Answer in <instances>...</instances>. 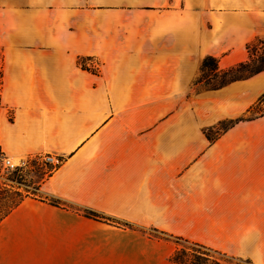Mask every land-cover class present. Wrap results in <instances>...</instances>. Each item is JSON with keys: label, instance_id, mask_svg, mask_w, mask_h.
Wrapping results in <instances>:
<instances>
[{"label": "crops", "instance_id": "0c3cea01", "mask_svg": "<svg viewBox=\"0 0 264 264\" xmlns=\"http://www.w3.org/2000/svg\"><path fill=\"white\" fill-rule=\"evenodd\" d=\"M259 40L264 0H0V159L60 160L0 264H172L178 238L264 264V72L199 83Z\"/></svg>", "mask_w": 264, "mask_h": 264}, {"label": "trees", "instance_id": "16d2710c", "mask_svg": "<svg viewBox=\"0 0 264 264\" xmlns=\"http://www.w3.org/2000/svg\"><path fill=\"white\" fill-rule=\"evenodd\" d=\"M247 50L250 55V58L247 62L241 63L238 66L224 72L218 71V64L216 59L207 57L202 65V75L199 79V83L204 82L206 85H209L213 89H219L234 81L243 80L264 72V40H259L257 43L249 45L247 47ZM241 120L242 119H238L236 121L220 123V130L218 133L226 131ZM209 133L210 132H208L207 134L208 136L210 135ZM2 196L3 195H1L0 193V199H2ZM22 200L23 198H20V200L16 204L20 203ZM50 203L55 206L59 205V203L55 200H51ZM7 214L8 211H6L5 214H2V211H0V218L2 219ZM84 215L95 220L115 222L110 218L100 216L91 211H85ZM154 233H156L155 236L159 234L157 230H155ZM175 241L176 244L181 247L172 256V264H233V261L235 259H238L222 253H218L216 251H212L211 249H208L197 243H191L179 238ZM211 253L217 254L221 257H215Z\"/></svg>", "mask_w": 264, "mask_h": 264}, {"label": "rangeland", "instance_id": "374dc122", "mask_svg": "<svg viewBox=\"0 0 264 264\" xmlns=\"http://www.w3.org/2000/svg\"><path fill=\"white\" fill-rule=\"evenodd\" d=\"M260 116H264V107L262 106L256 108L251 112V117H260ZM217 128L220 130L219 125H217ZM216 132L219 131L217 130ZM216 132H214V135L216 134ZM214 135H210L209 137L213 136L214 138H216V136ZM1 164H2V160L0 159V191H1L0 193L1 195H3L2 199L4 200L3 203L1 204L2 211H8L9 208L13 207L20 200V198L35 196L38 194L37 193L38 184L47 176L43 171V169H36L35 172L30 173L29 175H26L23 178H20L16 174L2 171ZM152 234L156 235V233H152ZM157 236L162 237V235H158V234ZM180 247L181 246L178 245V248ZM211 254L214 255L215 257H221L214 253ZM233 264H252V263L247 260L238 258L233 261Z\"/></svg>", "mask_w": 264, "mask_h": 264}, {"label": "built area", "instance_id": "2783aa9c", "mask_svg": "<svg viewBox=\"0 0 264 264\" xmlns=\"http://www.w3.org/2000/svg\"><path fill=\"white\" fill-rule=\"evenodd\" d=\"M60 160L53 155L36 156L32 158L13 160L3 158L1 169L7 173H13L23 178L36 169H43L46 175H49L58 165Z\"/></svg>", "mask_w": 264, "mask_h": 264}]
</instances>
